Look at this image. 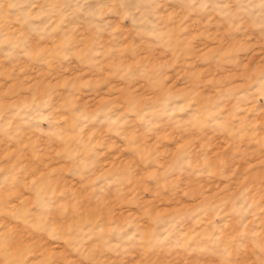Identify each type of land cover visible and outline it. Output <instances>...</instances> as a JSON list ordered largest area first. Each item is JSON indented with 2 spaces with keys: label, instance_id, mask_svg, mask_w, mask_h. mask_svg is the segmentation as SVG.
Listing matches in <instances>:
<instances>
[{
  "label": "rangeland",
  "instance_id": "1",
  "mask_svg": "<svg viewBox=\"0 0 264 264\" xmlns=\"http://www.w3.org/2000/svg\"><path fill=\"white\" fill-rule=\"evenodd\" d=\"M0 264H264V0H0Z\"/></svg>",
  "mask_w": 264,
  "mask_h": 264
}]
</instances>
